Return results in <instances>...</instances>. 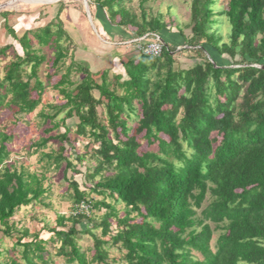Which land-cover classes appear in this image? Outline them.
<instances>
[{
	"label": "trees",
	"instance_id": "trees-1",
	"mask_svg": "<svg viewBox=\"0 0 264 264\" xmlns=\"http://www.w3.org/2000/svg\"><path fill=\"white\" fill-rule=\"evenodd\" d=\"M126 1L88 0L94 22L110 36L164 42L161 56L127 59L126 78L111 70L95 74L76 60L66 66L69 48L61 41L71 37L62 22L20 37L11 30L23 55L12 44L0 47V63L12 56L0 73V110L18 122L43 105L45 134L30 154L48 160L41 173L9 162L15 135L0 126V231L15 238L11 249H0V264H54L47 245L59 241L53 253L66 264H264V0H191L190 34L173 31L162 14L149 16V0H141L140 18ZM221 17L231 25L226 41L217 27ZM184 51L194 61L186 68L177 59ZM48 63L55 71L45 81ZM51 87L63 103H44ZM72 133L75 141L90 140L92 185L69 181L73 211L57 216L54 236L45 240L12 218L43 200L51 166L65 164V175L79 171L71 156L83 162L85 155H65V143L75 147ZM144 139L157 142L158 152L141 151ZM51 141L58 150L45 152ZM90 192L103 197L89 199ZM83 200L92 203L91 214H74ZM87 234L94 240L91 260L79 244Z\"/></svg>",
	"mask_w": 264,
	"mask_h": 264
},
{
	"label": "rangeland",
	"instance_id": "rangeland-1",
	"mask_svg": "<svg viewBox=\"0 0 264 264\" xmlns=\"http://www.w3.org/2000/svg\"><path fill=\"white\" fill-rule=\"evenodd\" d=\"M15 0H0V5L12 2ZM141 0H127L126 6L130 8L139 18L141 14L140 9ZM191 0H149L146 3V7L149 13L153 15L162 14L163 18L169 26H176L173 28V31H177V27L184 28L185 32L190 34L191 28L189 23L191 21V10H190ZM222 4L226 3V0L221 2ZM223 4V5H224ZM90 8V6H89ZM94 7H91L89 10L94 11ZM7 13V14H4ZM150 16V15H149ZM93 20V17H92ZM56 21L62 22L63 27L68 31L71 38L69 40L64 36V40L61 42L65 45H68L69 54L68 57L63 60L65 65H69L72 60L85 62L84 59H88L91 63L92 53L103 55L122 53L124 60H127V57L133 54H139L137 43L135 40H127L126 38L116 37L114 40H111L107 37V34L100 30L97 23L90 20L87 13V8L85 5V0H53L50 3H44L43 1L39 2H28L26 0H16L14 4H9L7 7L0 9V47L12 44L14 45L15 50L23 55V49L18 43L17 40L11 34L13 30L17 36H22L25 31L31 29H37L39 27H44L46 24ZM218 29L219 32L223 35L224 40L226 41L229 33L231 31V25L225 17H221L219 20ZM133 30L129 28V31ZM144 38V37H143ZM66 39V40H65ZM128 45V47H126ZM180 48V47H179ZM45 51L49 56H52V50H49L45 47ZM13 51H9L11 54ZM12 56H9L1 61L0 63V73L3 76L4 66L11 60ZM178 64L184 68L188 67L194 61L189 55L188 51L179 53ZM84 60V61H82ZM110 63L113 59H109ZM87 63V62H85ZM114 71L112 73H120L122 70V62L114 65ZM88 64V63H87ZM102 67L95 65L93 67V73L97 70H100ZM120 69V70H118ZM54 68L51 67V64H44L43 66V77L47 81V72L53 73ZM81 75L73 74L72 78L78 80ZM59 75L54 76L50 79L51 85L56 83L59 80ZM99 95L98 93H96ZM44 103L52 102L61 104L64 102L62 96L59 92L52 87L47 90L43 96ZM43 108V105L39 106L33 113L25 115L23 120L15 121V118L12 112L8 110H0V126L5 129L8 133L14 134L13 140L9 143L11 148L12 155L9 162H16L17 166L25 165L29 170L41 173L46 170L47 158L41 159V152L33 153L35 148H30V145L39 140L43 136L44 129L46 126H43L42 120L39 117V112ZM103 108H100L102 112ZM65 114H61V117ZM77 119H69L68 124L72 127H75L73 121ZM132 125L134 123H131ZM64 131V128L55 130L53 133H61ZM75 147H72L70 143H65L68 147V152L65 155H70L71 153H77L85 155V160L80 162L77 158L72 155L71 160L78 172L73 170H68L67 175L65 172V164L60 169H55L53 166L46 171L45 175L47 180L44 182V186L47 187V192L43 196L41 202H34L32 205L27 207H22L16 215L12 218V222L18 224V228L27 227L30 230V233L39 232L41 237L45 240L50 239L54 236V233L50 230L56 226L57 216L66 215L68 216L73 211L74 201H73V190H69V181L76 180L82 189L92 185V182L87 180L89 170L95 166V159L91 157L90 154H86L87 144L90 143V140L84 137H78L74 140L73 133L70 134ZM60 143L58 141H51L48 146L44 149L45 152H51L53 150L57 151ZM96 144L92 143L89 145L88 151H90ZM141 151H154L158 152V143H148L146 139L142 141ZM67 177V178H66ZM89 199L99 200L102 199V195L97 193L90 192ZM209 201V198L206 199ZM121 207V205H118ZM103 210H96L95 214H102ZM63 229V228H60ZM97 233H100V230H97ZM218 232L214 233L213 240L211 241L212 246H214ZM3 240V245H0V249L9 248L11 249L14 245L15 238L5 237L3 232L0 231V240ZM61 242L48 243L49 249L52 251V257L54 264H66L62 257L54 255V250L60 246ZM79 244L83 247V250L86 251L87 257L89 260L92 259L94 250L92 246L94 240L90 235H83L79 240ZM111 254L113 256H118L119 252L114 248L111 249ZM11 255H15L13 252ZM3 259V256L0 255V260ZM92 264V263H90ZM242 264H249L243 262Z\"/></svg>",
	"mask_w": 264,
	"mask_h": 264
},
{
	"label": "crops",
	"instance_id": "crops-1",
	"mask_svg": "<svg viewBox=\"0 0 264 264\" xmlns=\"http://www.w3.org/2000/svg\"><path fill=\"white\" fill-rule=\"evenodd\" d=\"M96 23H97V26H99L100 28H102V29H100V30H103V31L107 34V37L110 38L111 40H114L116 37H120V38H122V37L119 36V35L110 36V35L105 31V29L103 28L102 24H101L99 21H97ZM126 47H128V45H127ZM180 48H181V47H180ZM180 48H179V49H180ZM92 54H93V55H92V57H91V63L89 62L88 59H84L85 62L88 63V65H89V67H90V70H91L92 72L94 71V70H93V67H95V65H97L98 67H102L100 70H97V71H96V72L101 73V72L104 71V70H111V71H114V67H113V63H112L113 61H114V65L117 64L116 62H118V63L122 62V65H121V66H124L125 62L127 61V60H126V61L124 60L125 57H123L122 53L120 54L119 52L116 53V55H114L113 53L107 55L106 52H104L103 55L95 54V53H92ZM135 55H137V54H133V55L127 57V59H129V58H131V57H134ZM109 59H113V61L111 62L112 64L110 63V61H108ZM84 60H82V61H84ZM107 62H108V64L110 63L111 65L106 66V65H107L106 63H107ZM118 70H120V69H118ZM122 70H123V71L120 70V73H116V74L122 75V76H124V78H126V77H127V73H126V69H125V67H122Z\"/></svg>",
	"mask_w": 264,
	"mask_h": 264
},
{
	"label": "built area",
	"instance_id": "built-area-1",
	"mask_svg": "<svg viewBox=\"0 0 264 264\" xmlns=\"http://www.w3.org/2000/svg\"><path fill=\"white\" fill-rule=\"evenodd\" d=\"M144 38L135 40L137 43L138 51L144 55L149 56H161L164 48V42L162 38L159 36H155L152 40L146 41L145 43L141 42ZM76 209L74 210L75 213H84V214H91L93 208L92 203L86 200L81 201L78 205H76Z\"/></svg>",
	"mask_w": 264,
	"mask_h": 264
},
{
	"label": "water",
	"instance_id": "water-1",
	"mask_svg": "<svg viewBox=\"0 0 264 264\" xmlns=\"http://www.w3.org/2000/svg\"><path fill=\"white\" fill-rule=\"evenodd\" d=\"M16 1V0H15ZM26 1H28V2H39V1H43L44 3H50V2H53V0H26ZM57 1V0H56ZM11 3H13V2H9V3H6V4H3V5H0V9H2V8H5V7H7L9 4H11ZM85 5H86V8H87V13H88V15H89V18H90V20L91 21H93L92 20V16H91V12H90V8H89V3H88V0H85Z\"/></svg>",
	"mask_w": 264,
	"mask_h": 264
},
{
	"label": "bare ground",
	"instance_id": "bare-ground-1",
	"mask_svg": "<svg viewBox=\"0 0 264 264\" xmlns=\"http://www.w3.org/2000/svg\"><path fill=\"white\" fill-rule=\"evenodd\" d=\"M12 2H13L12 4H14L15 1H12Z\"/></svg>",
	"mask_w": 264,
	"mask_h": 264
}]
</instances>
